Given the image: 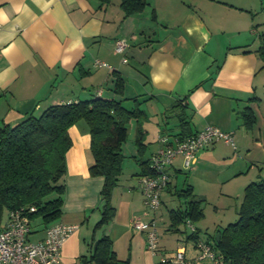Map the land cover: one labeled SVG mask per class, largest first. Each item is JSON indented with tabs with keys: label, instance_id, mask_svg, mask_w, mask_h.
<instances>
[{
	"label": "crops",
	"instance_id": "1",
	"mask_svg": "<svg viewBox=\"0 0 264 264\" xmlns=\"http://www.w3.org/2000/svg\"><path fill=\"white\" fill-rule=\"evenodd\" d=\"M120 1L0 0V126L52 104L101 95L142 100L143 153L154 144L145 158L152 156L162 134L173 138L181 130L187 135L205 125L231 131L235 148L218 140L197 153L192 169L184 168L181 155L167 169L160 197L175 192L181 199L177 207L191 197L202 202L203 215L192 222L194 230L186 223L173 229L170 210L177 207L146 211L135 151V178L120 175L111 197L114 216L94 230L103 205V177L89 173L88 126L77 121L68 129L72 144L65 154L61 214L54 221L77 226L62 244L64 264H95L87 261L93 240L104 235L116 256L133 264H154L181 246L185 264H212L208 258L195 259L196 240H212L219 228L236 220L245 186L264 180V68L256 53L258 28L248 15L250 8L234 0H148L142 11L127 16ZM117 38L128 42L123 53L114 51ZM113 71L124 79L122 96L112 90ZM249 110L251 124L243 115ZM180 115L188 121L183 129ZM137 128L130 119L127 137L136 138ZM186 186L194 196L178 195ZM137 217L154 220V251L146 247L145 231L131 226ZM192 232L194 238L188 237ZM44 234V229L33 230L29 239Z\"/></svg>",
	"mask_w": 264,
	"mask_h": 264
},
{
	"label": "trees",
	"instance_id": "2",
	"mask_svg": "<svg viewBox=\"0 0 264 264\" xmlns=\"http://www.w3.org/2000/svg\"><path fill=\"white\" fill-rule=\"evenodd\" d=\"M147 4L148 0L120 1L125 16L142 11ZM256 53L264 68V32L259 34ZM112 74V90L122 96L124 79L117 71ZM126 100H132L131 104H126ZM141 102L135 96L115 98L96 95L52 104L39 114L30 112L14 124L0 126V213L22 209L29 219L30 232L45 229L60 216L65 189L62 182L66 172L65 154L72 144L68 129L83 119L88 126L89 149L93 157L89 173L103 177L100 190L103 205L94 230L108 223L114 216L111 197L123 170V144L130 119H135L138 125L135 144L139 152L140 171L137 175L152 173L150 158L140 155L146 146L144 131L139 126L144 115ZM243 115L248 124L254 121L250 110ZM179 120L181 128H185L188 121L181 115ZM175 136L182 138L186 133L181 130ZM177 193L179 196H194L190 186ZM201 204L200 200L191 197L185 206L171 209L173 229L178 230V226L187 220L192 223L201 218ZM31 207L34 210H30ZM237 214L236 220L218 229V239L216 234L212 236L214 247L223 254L226 263L230 260L231 264H264V180L245 186ZM193 233L188 237L194 238ZM87 261L95 264H133L129 259L116 256L107 235L93 240Z\"/></svg>",
	"mask_w": 264,
	"mask_h": 264
},
{
	"label": "built area",
	"instance_id": "3",
	"mask_svg": "<svg viewBox=\"0 0 264 264\" xmlns=\"http://www.w3.org/2000/svg\"><path fill=\"white\" fill-rule=\"evenodd\" d=\"M128 47L125 38H117L114 42V51L123 53ZM123 56V61H126ZM97 64L106 65L99 60ZM99 92V91H98ZM222 140L235 148V141L231 131L222 130L214 125H205L201 130L188 134L182 138H170L166 134L159 135L157 150L149 159L151 174L141 175L138 178L139 188L144 197V203L152 211L160 205V193L167 186V169L177 155L182 156L185 169H192L197 161V153ZM30 210H34L33 207ZM186 224L192 229V223ZM131 226L145 231L146 247L154 251L157 247L158 235L154 220L145 221L140 217L131 221ZM75 224L62 221L46 226L45 234L37 240L29 239V219L22 209L7 210L5 221L0 213V264H64L61 260V247L68 236L76 229ZM197 261L208 258L212 264H226L223 254L214 247L212 240L198 239L195 242ZM183 247H178L173 253L161 256L154 264H185Z\"/></svg>",
	"mask_w": 264,
	"mask_h": 264
},
{
	"label": "rangeland",
	"instance_id": "4",
	"mask_svg": "<svg viewBox=\"0 0 264 264\" xmlns=\"http://www.w3.org/2000/svg\"><path fill=\"white\" fill-rule=\"evenodd\" d=\"M234 2H237L238 4H242L243 6H247V8H250V10L248 11L249 17L254 18L255 20L254 25L255 27L258 28L257 30L259 31V34L261 32H264V0H234ZM258 41H259V38H258ZM38 112L39 111H37L36 113ZM153 145H154L153 143L149 144L146 151L142 154L143 158H145L150 153L151 149H153L152 148ZM135 147H136L135 137H127V140L124 142V145H123L124 158H123V165H122L124 166L122 170V174L123 176H127V178H130V177L135 178V176L133 175L135 171L132 168H133V165L136 166L137 164L134 162L132 151L133 152L135 151L136 154H139L137 148ZM156 150L157 148L154 149V152ZM131 161H133V163L129 164L128 162H131ZM185 172L188 174L187 171H183V174ZM180 202H181V199L177 196V194H175V192H172L171 194L168 192H164L161 194V197H160V205L156 210H154V212L159 211V210H163L164 212H166L168 210V207H177L180 204ZM204 206L206 207V210L208 211H211L213 207L212 204L208 202L205 203ZM146 211L153 212L152 209H150L147 205H146ZM30 239H33V237L30 236Z\"/></svg>",
	"mask_w": 264,
	"mask_h": 264
},
{
	"label": "water",
	"instance_id": "5",
	"mask_svg": "<svg viewBox=\"0 0 264 264\" xmlns=\"http://www.w3.org/2000/svg\"><path fill=\"white\" fill-rule=\"evenodd\" d=\"M180 98H183V96H181ZM219 235H220V233H219V232H217V233H216V239H218V238H219ZM226 264H231V261H230V260H228Z\"/></svg>",
	"mask_w": 264,
	"mask_h": 264
}]
</instances>
